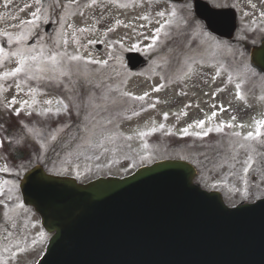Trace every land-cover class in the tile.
<instances>
[{"label": "rangeland", "instance_id": "1", "mask_svg": "<svg viewBox=\"0 0 264 264\" xmlns=\"http://www.w3.org/2000/svg\"><path fill=\"white\" fill-rule=\"evenodd\" d=\"M208 1L236 8L234 42L208 34L189 13L188 0L181 4L57 0L61 7L49 0H41L39 5L35 0H0V49L6 53L32 50L36 55L43 48L45 57L57 56L56 65L48 60L40 65L45 69L42 72L29 62L36 79L21 73L0 80V127L8 113H22L16 118L15 140L25 141V146L33 143L36 149L25 160L13 163L0 143V192L17 185L15 177L35 163L50 172L87 180L127 174L155 159L184 158L197 164L195 180L221 190L228 203L264 194V144L243 139L254 131V121L264 117V77L256 73L248 57V47L264 37V0ZM37 7L47 11V21L54 22L51 33H45L43 19L34 26L22 23L33 19L31 12ZM160 11L165 12L164 17L157 15ZM172 12L175 16L169 15ZM166 20L171 22L161 28ZM5 32L29 38L9 44ZM35 33L39 34L35 43L27 44ZM95 42L102 43L101 51L94 47ZM125 49L148 56V65L128 71ZM73 56L78 59H71ZM17 60L0 58V73L14 69ZM30 89L35 90L34 95ZM138 96L144 99H133ZM13 98L15 103H10ZM25 100L31 108L22 103ZM47 108L51 112H44ZM201 120L203 126L197 127ZM221 123L232 127L217 131ZM141 132L148 134L141 136ZM236 132L241 135L235 136ZM6 137L0 132V141ZM249 155L254 157V166L245 175L244 161ZM7 197L0 195L6 202L0 231L7 227L12 235L0 245V262L31 264L42 250L45 232L17 193Z\"/></svg>", "mask_w": 264, "mask_h": 264}, {"label": "water", "instance_id": "2", "mask_svg": "<svg viewBox=\"0 0 264 264\" xmlns=\"http://www.w3.org/2000/svg\"><path fill=\"white\" fill-rule=\"evenodd\" d=\"M194 9L211 32L232 36L233 10L201 0ZM126 57L130 68L146 63L138 52ZM250 57L264 70V41ZM193 174L182 160L87 184L31 169L25 192L33 201L24 200L47 230L56 229L39 264H264V199L228 208L193 185Z\"/></svg>", "mask_w": 264, "mask_h": 264}, {"label": "snow or ice", "instance_id": "3", "mask_svg": "<svg viewBox=\"0 0 264 264\" xmlns=\"http://www.w3.org/2000/svg\"><path fill=\"white\" fill-rule=\"evenodd\" d=\"M36 4L39 5L41 0H35ZM96 0H91V3H95ZM53 3L55 4L56 7H61V5L57 2V0H53ZM29 7V5H25V8ZM64 7H67V5H64ZM254 7V5H253ZM21 11H23V9H21ZM158 16L160 17H164L165 16V12L160 11L157 13ZM169 15L171 16H175V12L169 13ZM31 16L33 17V19L28 20V21H24L22 22L24 25L26 26H34L38 21L40 20H44L45 22H47L48 20V16H47V11L46 10H42L41 7H37L35 9V11L31 12ZM145 19L147 17H144ZM63 20V17H61V21ZM171 21L166 20L164 22V24H161V28H163L165 26V24L170 23ZM117 23H119V21H117ZM190 23V22H189ZM69 27H71V25H69ZM199 27V26H197ZM80 31H84V29H81ZM109 31H111V29H109ZM157 32L160 31V28H158L156 30ZM4 36L7 37V40L9 42V44H12L13 42H15L16 44H20L23 41L27 40L29 38V35H19L16 37H13V35L11 33L5 32L3 33ZM54 43H58V41L54 42ZM65 43H67V41H65ZM32 50H28L27 52L18 49L17 51L11 52V53H6L3 49H0V58L2 59H7L9 56L12 57H18L17 60V66L12 69L11 71H5L3 73H0V80H8L9 78L12 77H16L18 74L23 73L25 75V77L27 79H36V75L34 74V69H33V64L29 63L34 62L36 64V68L35 71H39L42 72L45 69L40 67L41 64L44 63L45 60L51 61L52 65H56L57 63V56L56 55H51L48 57L44 56V51L43 48H41L39 54L33 55L31 54ZM71 59L75 60L78 59V57H71ZM65 73L61 72V75H64ZM20 83L16 84V88L19 89L20 88ZM0 87H2V85H0ZM237 89H239V84L236 85ZM158 90V89H157ZM30 91L33 93H35L34 89H30ZM124 95L126 96H131V93H124ZM145 96L147 95V93L144 94ZM239 92H237V97H239ZM133 99L136 100H143L144 96H138V97H133ZM36 101L35 99H33L32 103L34 104ZM10 103H15V98H13L12 101H10ZM23 104L27 105V107L31 108L32 104H29V102L27 100L22 101ZM45 104L51 105L52 101L51 100H45L44 101ZM58 104H62L63 101H57ZM44 112H51V108H47L44 109ZM18 114V111H17ZM134 115L136 113H133ZM167 114H165L166 117ZM213 116H215L216 114L213 113ZM204 124V121H199L196 126L197 127H202ZM232 127L231 124L228 125H224L223 123H221L220 127L217 128V131L222 130L223 127ZM160 127L162 128L163 125H160ZM239 127H243V125H240ZM211 130V129H209ZM29 132H32V129H28ZM153 131H155V129H153ZM183 132L185 134H188V130L184 129ZM141 136L147 135L148 133L145 132H141L139 133ZM205 135H207V133H204ZM235 136L239 137L241 135V133L236 132L234 133ZM53 139H55V137H53ZM130 139V137H129ZM244 140L246 141H259L260 143L264 144V119L261 120H256L254 121V131H249L244 137ZM16 143H19V140L16 141ZM241 148L245 147L244 144L240 145ZM254 166V157L252 155H249L247 157V159L244 161V167H243V173L245 175L249 174L250 170L253 169ZM5 171L7 169H4ZM35 243V242H34ZM20 251H23L22 249ZM13 255H15V253H13ZM0 264H2V262H0Z\"/></svg>", "mask_w": 264, "mask_h": 264}, {"label": "flooded vegetation", "instance_id": "4", "mask_svg": "<svg viewBox=\"0 0 264 264\" xmlns=\"http://www.w3.org/2000/svg\"><path fill=\"white\" fill-rule=\"evenodd\" d=\"M11 234L7 231H0V243L8 239Z\"/></svg>", "mask_w": 264, "mask_h": 264}]
</instances>
